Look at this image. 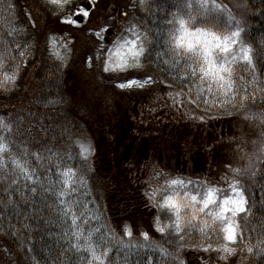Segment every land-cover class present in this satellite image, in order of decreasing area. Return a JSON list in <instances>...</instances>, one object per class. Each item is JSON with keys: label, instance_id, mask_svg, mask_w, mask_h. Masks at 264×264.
<instances>
[{"label": "trees", "instance_id": "16d2710c", "mask_svg": "<svg viewBox=\"0 0 264 264\" xmlns=\"http://www.w3.org/2000/svg\"><path fill=\"white\" fill-rule=\"evenodd\" d=\"M231 1L238 3L242 17L239 18L237 10L224 13V17L226 19L230 13L241 21L242 36L252 46L257 65L256 87H264V0ZM138 3L99 0L82 30L76 32L73 59L65 68L49 53L46 38L74 28L60 23V15L45 0H0V46L10 45L14 38L29 46V54L16 61L26 63V67L19 69L15 84L0 87V116L31 121L28 113L35 114L53 128L47 133L46 141L53 152L63 153L76 139L89 138L93 142L95 152L87 184L81 186L73 198L87 204L96 217L87 227L100 229L97 236L103 235L117 245L111 253L116 264H148L149 258L152 264H189L185 259L189 251H201L207 258L216 254L218 264H264V151L261 150L264 149V123L253 115L264 111L261 93H256L255 106L249 103L241 108L237 100L234 107L220 109L218 101L212 107L200 102L198 106L192 104L198 111L192 119L175 120L172 113L178 112L177 107L185 96L189 101L190 85L193 98L196 95L193 82L181 79L183 63L178 70L172 66L170 58L163 55L162 26L166 13L170 17L176 11L172 5L178 2L145 0L144 6ZM8 5H12L10 10ZM125 12L153 38L152 57L145 68L158 83L150 91L119 89L115 87L119 81L105 79L96 65L91 68L87 65L89 56H96L98 44L93 34L89 35L90 30L104 24L119 28L108 18L122 17ZM33 21L36 27H27L23 37L15 33L8 35L14 27L30 25ZM165 60L169 63L165 64ZM13 67L6 71L11 72ZM237 73L246 81L252 80L244 68H238ZM178 92L184 94L176 95ZM49 101L56 103L46 107ZM208 114L212 118L208 119ZM64 124L70 126L71 139L60 138V126ZM44 145L45 141H41V148ZM40 163L43 166L38 167V173L42 179L47 178L44 179L47 185L55 180V169L49 171L51 162L47 159ZM250 164L249 173L243 174ZM33 167H37L35 162ZM232 169H240L242 174L234 175ZM252 171L256 176L251 175ZM158 172L170 178L195 175L197 179L190 178L194 182L211 184L227 176L247 188L252 205L247 228L251 231H245V239L235 246L234 255L220 260L215 252H203L198 232L189 234L187 243L181 247L170 236H162L154 230L157 212L144 193L149 187L164 184V179L156 175ZM13 179L18 178L12 174L11 167L0 173V201H3L0 203V264H86L81 257H86L87 253L68 251L63 234L70 221L46 206L52 205L55 198L40 192L33 196L25 188L28 181L21 177L18 184H12ZM220 186L226 185L221 183ZM5 190L12 194V204L7 203ZM126 225L133 231V244L138 241L143 244L139 234L148 232L149 246L124 248L118 245ZM128 239L123 237L124 243ZM61 252L67 254L58 256ZM208 260L200 263L209 264Z\"/></svg>", "mask_w": 264, "mask_h": 264}, {"label": "snow or ice", "instance_id": "6c2138e0", "mask_svg": "<svg viewBox=\"0 0 264 264\" xmlns=\"http://www.w3.org/2000/svg\"><path fill=\"white\" fill-rule=\"evenodd\" d=\"M47 3L62 14L69 6H74L73 0H47ZM140 3L144 6L145 0H140ZM11 7L12 5L7 6L9 10ZM172 7H175L176 11L171 13L170 17L166 13L162 26L163 55L169 57L172 66L178 70L183 63L181 79H190L196 89L193 98V87L190 85L188 88L189 103L198 106L203 102L212 107L218 101L217 106L220 109H227L229 105L234 107L235 101L238 100L241 108L249 103L255 106L256 93L259 91L261 106L264 108V87H256L257 65L252 46L247 44L242 36L244 29L241 27V21L236 20L230 13L225 19L227 6L217 0H179ZM77 16L88 18L90 11L87 7H78L75 13L62 15L60 23L79 26L80 21L75 19ZM125 16L127 17V13ZM29 20L31 21V17ZM29 26L35 28V22L16 26L8 35L13 36L15 33L17 37H23ZM107 32H110V29L102 27L96 36L106 41ZM46 44L50 46L54 56L63 59L57 50L56 36H48ZM153 46V38L149 33L142 32L135 22H129L110 42V46H107L106 41L96 50L95 57L89 56L88 64L90 68L96 65L105 79L119 81L115 85L119 89L150 91L152 86L158 83L145 68L152 57ZM28 54L29 46L16 42L15 38L10 45L0 46V87L15 84L19 69L26 67V63L20 64L16 61L23 60ZM164 63H169V60ZM12 65V71H6ZM238 68L246 69L252 80L246 81L244 76L238 75ZM182 94L184 93H176ZM55 103L49 101L46 107ZM253 115L264 123V111ZM28 116L32 117L31 121L0 116V173L11 167L12 174L18 179L22 177L28 181L25 188L31 195L35 196L40 192L55 198L52 205L46 206L54 209L66 221H70L67 231L63 234L67 238L68 251L87 253L86 257H81L86 264H116L111 253L117 245L112 244L111 240L103 235L97 236L100 229L92 230L87 227L90 220L96 217L88 210L87 204L73 198L80 187L87 184L86 177L90 172L87 162L92 154L91 144L76 139L63 153L53 152L46 145L47 133L53 130L52 126L31 112ZM200 119H203V116ZM60 129V138L68 136L71 139L69 125H61ZM53 139L58 138L53 136ZM41 141H45L43 148ZM45 159L51 162L49 171L55 169V180L47 185L44 183L47 178L42 179L38 173V167L43 166L40 162ZM33 162L37 167H33ZM251 167L250 164L249 168L243 170V174H248ZM232 172L234 175L242 174L240 169H232ZM156 175L164 179V184L156 188L149 187L144 193L149 204L157 212L154 230L162 236H170L181 247L187 243L189 234L198 232L203 241V252H215L219 254L220 260H227L234 255L237 251L235 246L245 239V231H251L247 228V220L252 213V205L246 194L247 188L239 180H229L227 176L221 177L216 184H211L191 180L185 182L181 178L167 177L163 172ZM251 175L256 176V172L252 171ZM18 179H13L11 183L18 184ZM221 183L226 186H220ZM4 195L7 197V203L12 204V194L5 190ZM21 196L23 197V193ZM165 219L167 222H162ZM139 235L144 243L138 241L133 244V231L126 225L117 244L124 248L149 246V233L145 231ZM123 237L129 238L127 243H124ZM161 251L168 254L164 249ZM248 251L251 252L252 248ZM66 254L61 252L58 256ZM148 264H152L151 258Z\"/></svg>", "mask_w": 264, "mask_h": 264}, {"label": "rangeland", "instance_id": "374dc122", "mask_svg": "<svg viewBox=\"0 0 264 264\" xmlns=\"http://www.w3.org/2000/svg\"><path fill=\"white\" fill-rule=\"evenodd\" d=\"M45 1H47V0H45ZM98 1L99 0H73V5L74 6H69L63 12V14L58 9H56L55 7H53V6L52 7L54 8V11H56L60 15V18H61L62 15L63 16H68L71 13H75L77 8L81 7V6L87 7L89 9L90 13H91L93 8L96 7V4H97ZM175 1L179 2V0H175ZM137 2H139L138 4H141L140 0H133V4H136ZM217 2L220 3V4L224 3L227 6L228 11H226L225 14H227V12H229V11H233V10L236 11L237 10L238 12L237 11L236 12H237L239 18L242 17V13L243 12H242V9L240 8V6L238 5V3L232 2L231 0L230 1L217 0ZM131 9H133V8H131ZM126 13H127V17L125 15H122V17L120 16L119 18H116V17L108 18L109 20L115 21L119 25V28L115 29L114 25L111 28V26H109L107 24H104V25H100L99 28L90 30L89 35L93 34L94 39H96V41L98 43L96 45V50L98 48H100L101 44L106 43V41H107V46H110V42L112 40H114L117 35L120 34V32L123 30V28H125L128 25L129 22H134L133 20H130V18H129L130 15H128L129 13L125 12V14ZM232 16L234 17V15H232ZM75 19L80 21L79 26H71L70 25L71 27L74 28L73 31H75V32H73V31L70 32V31L63 30V31H60L58 33H53V35H52V36H56L57 39H58L57 50L59 51L61 57L63 58L62 60L58 59L56 56H54L52 54V50L50 49V46H49V49H50L49 53L51 54V56L56 57L59 60L60 63H63L64 66H66L65 68H68L71 65V62H72V59H73V51H74V47H75V43H76L75 41H76V39L78 37V34L76 32H79L80 30H82V27L86 23V21H87L86 19H88V18L77 16V17H75ZM102 27L112 30L111 34L109 35V37L106 36V41L102 40V39H100V38H98L96 36V33L99 32ZM64 45H66V46H64ZM96 50H95V53L97 55ZM87 65L89 66L88 63H87ZM187 98L188 97L185 96L184 99H183V103H180V106L177 107L179 109V110H177L178 112L172 113V115L174 116L175 120H179L180 121V119H182V118L192 119L196 115V113H198V111L195 110L194 106L192 104H190L188 100H185ZM178 104H179V102H178ZM166 113H170V112H166ZM206 117H208V119H210V118H212V115L208 114V116H206ZM82 140H85L86 142H89L91 144V146H92V154H91V156H90V158H89V160L87 162V163L90 164V166H89V164H87V165L89 166V168H91L92 167L91 161H92V158L94 156L95 148L93 147L94 146L93 142L90 139L83 138ZM180 178L184 179L185 182H187L188 180L193 181L190 178H196L197 179V176H195V175L183 176L182 175ZM214 256H217V255L216 254H212V255L208 256V258H207L206 255L203 254L201 251H189V255L185 259H188L189 264H201L200 262L206 261L207 259H209L208 260L209 264H218V263H216V258Z\"/></svg>", "mask_w": 264, "mask_h": 264}, {"label": "water", "instance_id": "95a60500", "mask_svg": "<svg viewBox=\"0 0 264 264\" xmlns=\"http://www.w3.org/2000/svg\"><path fill=\"white\" fill-rule=\"evenodd\" d=\"M111 34V32H107V35H110Z\"/></svg>", "mask_w": 264, "mask_h": 264}]
</instances>
